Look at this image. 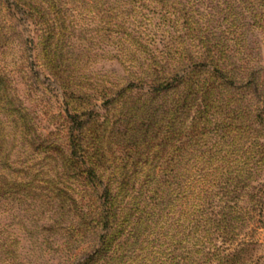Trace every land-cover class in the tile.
I'll use <instances>...</instances> for the list:
<instances>
[{
    "label": "rangeland",
    "instance_id": "374dc122",
    "mask_svg": "<svg viewBox=\"0 0 264 264\" xmlns=\"http://www.w3.org/2000/svg\"><path fill=\"white\" fill-rule=\"evenodd\" d=\"M0 68L32 133L64 155L67 114L92 119L82 159L10 144L49 184L0 200V264H75L99 244L93 190L155 176L171 254L194 242L196 264H264V0H0ZM159 79L180 81L153 97Z\"/></svg>",
    "mask_w": 264,
    "mask_h": 264
},
{
    "label": "trees",
    "instance_id": "16d2710c",
    "mask_svg": "<svg viewBox=\"0 0 264 264\" xmlns=\"http://www.w3.org/2000/svg\"><path fill=\"white\" fill-rule=\"evenodd\" d=\"M19 4H23V2ZM19 4L16 2L17 6ZM52 74L57 76L56 72H52ZM179 81L175 80L172 84L167 80H153L149 85L148 94L153 97L163 95L169 89L177 87ZM59 83L60 88L68 89L65 82L60 81ZM115 101L119 100L114 99L113 102ZM28 114V109L20 101L10 76L3 68H0V200L10 192L24 190L22 186H27L30 189L31 183L34 181V183L40 181L49 184L48 180L41 178L39 171L33 174L29 171V176L24 174L23 170L25 169L29 170L30 168L33 171V166L27 164L22 170L23 172L17 168L19 167L17 165H22L25 162H18V156L13 153L14 148L10 144L12 145L14 141L18 142L16 145H27L28 149L33 152H55L63 160L66 157L69 159L84 157L87 139L85 134L88 130L87 126L92 121L91 118H87L91 114L89 111L67 114L66 118L69 124L68 155H64L58 146L46 144L40 136L37 137L32 133L33 129L28 123L30 119ZM67 161L69 160H65V162ZM76 167L80 168L78 165ZM62 169L60 174L69 176L65 173L64 166ZM80 172L85 173L88 177L99 178L100 182L103 180L94 169L93 164L85 165ZM150 181H154L156 184L152 189L145 191L141 189L129 190L123 186H112L111 184H104L100 190H93L96 202L94 208L96 226L94 229H98L99 244L75 264H187V262L196 264L193 256L197 252L194 247L197 243L192 242L191 248L186 249L185 255H173L165 235L162 232H157L159 229L154 218L165 197L164 190L159 185L165 183L166 179L155 176ZM58 190L59 193L65 194L71 199L70 193L78 195L81 199L87 194L86 190L75 191L68 186L58 188ZM88 193L91 196V192ZM197 222L198 220L195 218L191 219L192 224L188 229L190 233H196ZM219 222L228 221L219 220ZM216 227L219 228L220 233L228 235L224 231L223 224H218ZM187 236L189 237V235ZM190 237L192 238L188 241L195 239L193 236ZM227 239L229 241L230 237ZM222 258V262L230 264L229 252Z\"/></svg>",
    "mask_w": 264,
    "mask_h": 264
}]
</instances>
